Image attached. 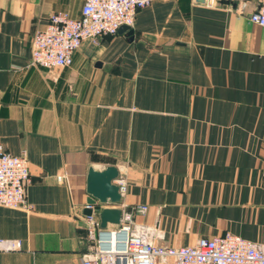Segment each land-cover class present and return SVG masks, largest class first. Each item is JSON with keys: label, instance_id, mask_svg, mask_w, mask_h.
I'll use <instances>...</instances> for the list:
<instances>
[{"label": "crops", "instance_id": "0c3cea01", "mask_svg": "<svg viewBox=\"0 0 264 264\" xmlns=\"http://www.w3.org/2000/svg\"><path fill=\"white\" fill-rule=\"evenodd\" d=\"M217 1L154 0L132 36L85 41L47 70L29 66L33 35L84 0H0V143L26 155L33 206L0 207V264L93 253L78 225L91 167L118 168V208L165 246L227 232L264 244V28L249 20L258 0Z\"/></svg>", "mask_w": 264, "mask_h": 264}, {"label": "built area", "instance_id": "2783aa9c", "mask_svg": "<svg viewBox=\"0 0 264 264\" xmlns=\"http://www.w3.org/2000/svg\"><path fill=\"white\" fill-rule=\"evenodd\" d=\"M153 2L84 0L79 18L68 13L52 15L46 27L33 35L29 66L47 70L70 67L75 52L85 41L98 45L103 37L116 36L123 26L133 29L138 13ZM207 4L216 6L218 1L207 0ZM258 5L249 20L264 28V0H258ZM64 180V176L58 177L59 182ZM30 183L26 155L14 156L0 143V207L33 212L27 199ZM116 184L123 196L127 191L126 180L119 178ZM86 207L93 209L92 206ZM147 210V206H139L136 211L144 214ZM83 220L88 225V237L95 248L92 254L82 258V264H264V244L231 232L200 238L194 245L168 247L162 244L165 233L159 225L138 223L135 211L123 210L120 225L110 233L107 249L103 247L97 213L94 211Z\"/></svg>", "mask_w": 264, "mask_h": 264}, {"label": "water", "instance_id": "95a60500", "mask_svg": "<svg viewBox=\"0 0 264 264\" xmlns=\"http://www.w3.org/2000/svg\"><path fill=\"white\" fill-rule=\"evenodd\" d=\"M226 1H221V4H226ZM120 34L132 36L134 31L127 26L120 28ZM120 178V172L115 166H108L103 170H96L93 167L89 168L87 175L86 193L88 195L87 206L83 217H90L95 211L98 213L99 232L101 233L103 247L109 248L112 228L109 225L118 227L121 223L122 210L118 208L122 204V194L116 182ZM78 225L88 228L87 223L82 219ZM114 228V229H115Z\"/></svg>", "mask_w": 264, "mask_h": 264}]
</instances>
